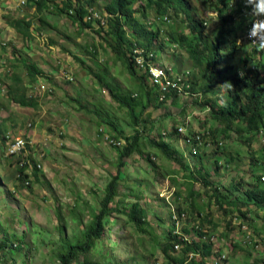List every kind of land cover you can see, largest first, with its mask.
I'll list each match as a JSON object with an SVG mask.
<instances>
[{
    "label": "rangeland",
    "instance_id": "374dc122",
    "mask_svg": "<svg viewBox=\"0 0 264 264\" xmlns=\"http://www.w3.org/2000/svg\"><path fill=\"white\" fill-rule=\"evenodd\" d=\"M108 1L95 0L91 5L83 4L88 13L100 12L103 17L107 13L104 6ZM185 3L190 16L203 32L211 34L216 25L217 1L185 0ZM243 4L239 6L241 11L236 14L234 27L242 18L252 17L253 20L264 15H251V6L248 8ZM30 9L12 0H0V130L4 133L0 135V175H10V179L0 185V264H56V254L62 249L59 239L62 236L72 242L80 239L81 228L90 220V210L99 206L106 183L117 168L118 148L103 140L99 130L110 136L117 132L123 138L132 136L137 130L127 107L119 105L106 85L103 87L86 67L91 68L118 96L127 98L136 94V99H129V102L138 112L143 111V140L120 173L121 195L115 198L116 204L133 202L126 186H135L147 218L155 227L159 222H170V210L178 213V208H184L181 209L184 211H178L191 220L177 219L176 229L187 239L198 242L199 232H207L205 237L218 250L215 253L225 255L223 264H264V253L257 250L261 247L247 254L240 249L245 247L240 244L242 233L236 230L234 236L225 232L228 217L209 198L216 184L223 195L230 193L241 200L245 198V191L255 181L251 173L259 175L264 169L257 159L259 141L255 142L256 146L249 145L248 149L227 140L223 149L200 146L201 155H194L189 153L183 139L171 132V123L178 125L187 112H190L185 115L191 116L193 130L213 128L216 123L201 110L206 104L220 106L223 103L229 93L225 77L217 80L210 96L197 97L202 84L197 76L198 68L178 45L165 43L160 33L149 51L153 55L150 64L178 71L189 70L196 76L195 88L188 98L181 99L178 107L171 101L160 105L154 100L153 91L150 92V103L140 97L137 81L129 77L106 41L98 36L97 23L84 28L71 23L55 9L41 18L39 13ZM23 16L31 21L29 39L16 34L7 24L8 20ZM157 17L151 13L147 20L139 21L150 30L171 26L173 30L187 33L178 17L171 18L169 26L158 22ZM124 30L127 40L135 42L136 33L126 25ZM108 41L115 42L109 37ZM94 46L95 52L89 49ZM238 46L237 43L236 48ZM243 55L254 57L251 50L243 52L239 48L232 58L222 57L227 66L223 74L229 69L241 71L243 63L238 59ZM21 59L35 62L42 72L32 84H28L29 77L19 63ZM135 70L142 72L143 68L135 66ZM15 76L27 84V94L37 100V107L24 108L6 101V91ZM186 102L191 106L187 107L188 111H181L180 107ZM19 136L26 141L30 139L31 143L18 156H7L9 141ZM160 143L165 146L164 150L158 147ZM216 155L220 156L219 168L214 164ZM173 157H178L187 171ZM25 162L28 163L25 181L29 185L21 186L16 177L19 167ZM32 163L40 164L37 176L33 173ZM187 172L195 176L193 181L185 179ZM167 187L174 191L172 195L165 190ZM193 190L195 193L190 198ZM165 196L168 199H164ZM189 198L193 204H189ZM259 208L252 209L251 219L238 217L263 245L264 208ZM109 218L110 223L95 249L74 264H134V254L138 264H167L159 250L150 256L147 241L140 245L138 235L125 217L112 214ZM1 242L5 243L4 247ZM193 260L198 262L197 257Z\"/></svg>",
    "mask_w": 264,
    "mask_h": 264
},
{
    "label": "trees",
    "instance_id": "16d2710c",
    "mask_svg": "<svg viewBox=\"0 0 264 264\" xmlns=\"http://www.w3.org/2000/svg\"><path fill=\"white\" fill-rule=\"evenodd\" d=\"M12 1L18 2L22 7L27 6L33 11H36L40 14V18L49 10L55 9L59 14L67 17L71 23L77 24L80 27L86 28L97 23L99 26V30L96 31L98 36L106 41L108 47L120 62V65L127 71L129 77L137 81V91L140 92V97H144L145 100L151 103L150 92L153 91V98L160 105L171 101L178 107L181 99L188 98L191 91L195 88L194 78L196 76L189 70L178 71L172 67H165L168 68L167 74L170 80L179 77L184 82L185 86L181 93H178L177 89L171 86L166 91H163L159 82L155 83L147 80L148 83H145L146 79H149L150 76L147 68L150 62H153V55L149 51L152 49L154 40L162 33L165 43H169L170 46L178 45L194 62L195 67L198 68L199 73L197 72V76L202 84L199 88V94H196L197 97L205 98L210 96L215 87V83L223 76L225 77L224 81L229 84L228 96L220 106L217 104H206L202 107L201 111L207 113L206 116L209 114L216 123L213 128L193 130L191 122L188 124L187 133L189 136L192 133L204 130H208L210 134L206 142L195 146V151H192L193 146L187 143L184 138L183 143L188 147L189 153L201 155L199 154L201 151L200 146L208 147L211 145L215 149H223V147H226L224 143L227 140H233L238 145H245L248 149L249 145L254 144L256 146L255 142L257 143L259 141L260 147L258 149L259 155L257 159L260 161L258 163L264 166V145L261 143V137L259 135V132L262 131V137L264 138V40L254 46L243 39L245 29L252 20V17L247 19L242 18L238 25L235 24L234 27L236 14L241 11L239 6L241 3H245L244 0H216V25L209 35H206L202 27L190 16L185 0H109L105 3L104 9L107 13L103 17L100 12L88 13L87 7L85 8L83 4V2H86L91 5L95 0ZM134 5L136 6L135 8ZM250 6L247 5L246 7L250 8ZM151 13L158 16V22L161 24H168L166 26L171 24L173 18L178 17L183 22V25H185L187 33L173 30L171 26L165 27L164 29L155 27L150 30V27L148 28L147 25L142 24L139 20H147V17ZM135 14L136 18H134ZM7 24L16 34L25 39H29L31 27L29 18L26 16L14 18L8 20ZM124 25L136 33L135 42L132 43L127 40ZM104 34L105 36H103ZM108 37L113 38L115 42L113 44L110 43ZM237 43L241 51L251 50L254 57L249 58L243 55V58L238 59L239 62L242 61L243 63V69L241 71L229 69L227 73L223 74L227 66L224 65L222 57L229 56V58H232V54L238 49L236 48ZM89 49L95 52L96 47H90ZM136 49L140 51L139 55L143 59V66L146 67L144 72H137L135 70V66H137L134 58ZM19 63L26 70V75L29 77L28 84H32L37 76L42 74L35 62H28L21 59ZM86 69L89 74L99 79V83L103 87L106 85L109 93L119 102V105L121 104L127 107L131 120L137 127V130L132 136L125 138L117 132L116 134L114 133L115 136H110L101 129L99 130L103 140H107L114 147L118 148L117 168L106 183L104 195L99 202V206L96 209L90 210V220L86 226L81 228L80 239H77L76 242H72L63 236L59 239L62 249L56 254V264H74L80 257L84 256L86 258L95 249L97 241L104 235L106 226L110 223L109 216L112 214L125 217L138 235L140 245H143L147 241L150 248V256H154L155 250H159L167 264H223L226 257L223 254L218 256L215 253L218 250L213 243L209 242V238L205 237L207 236V232H199L198 242H192L176 229L177 219L191 220V217H186L185 213L178 211H184L181 210L184 208H178V213L173 211L174 214L169 209L170 222H159L155 227L147 218L145 208L142 207L141 199L138 197L135 186H126V188L130 189L129 196L132 197L133 202L126 205L122 202L116 204L115 198L121 195L119 191V187L122 185L120 173H122L127 165V159L139 150L141 141L143 140L142 133L145 130V124L142 120L143 111L138 112L129 102V99H136V94L127 98L126 96L120 97L108 84H104L102 79L91 68L86 67ZM161 80L165 82V77H162ZM147 84L150 88L147 87ZM26 85L17 76L13 77L6 91V101L24 108L37 107V100L33 96L27 95ZM70 99L76 100L74 98ZM189 106L191 105H187L186 102L184 106L180 107L182 108L181 111L187 110ZM81 108L84 109L83 106ZM1 109L2 107L0 105ZM185 114L184 116H186ZM193 116L194 112L192 118ZM178 124H183L182 118ZM171 128L172 132L176 134L174 123H171ZM0 135H4L2 130H0ZM158 147L162 150L165 149V146L163 144L161 145V143L158 144ZM9 156L15 157L18 155ZM166 157L172 158L170 154H166ZM219 158L220 156L217 155L214 158V164L217 168H219ZM173 160L177 161L187 171V167L178 157H173ZM26 166L28 167L27 162H25V165L24 163L21 164L16 177V180L19 181L21 186L29 185V182L27 180L25 181L27 178V173L25 172L27 169ZM32 168L34 175L37 176L39 168H37L35 163H32ZM262 172L264 173V169ZM262 172L259 175L251 173V178L255 179L254 185L247 188L245 191L246 196L242 200L237 195L233 196L230 193L223 195L218 189V184L214 188L212 187V192L209 195V198L217 203L223 215L228 217L225 232L234 236L236 235V230L242 233L240 244L245 247L239 245L241 246L240 249H244L247 254H251L258 247H261V250H257L264 253V244L261 245L262 242L250 233L249 229L238 217L240 215L247 219L250 217L251 219V212L254 207H260L259 210L264 208V180H262L264 175ZM9 177L10 175H0V185L9 180ZM184 177L189 181L195 179V176L191 173L188 174V172L187 176L184 174ZM173 182L175 183V179H173ZM170 189V187H167L165 190L169 191L170 195H172L174 191ZM194 193V190L190 192V198H192ZM198 194L200 196V192ZM190 198L189 204H193ZM164 199L168 198L165 196ZM198 230H200L199 225ZM1 246L4 247L5 243L1 242ZM194 257H197L198 262H194ZM136 259L137 255L134 254L132 256V262L134 264H138L139 260ZM106 264H109V262Z\"/></svg>",
    "mask_w": 264,
    "mask_h": 264
},
{
    "label": "built area",
    "instance_id": "2783aa9c",
    "mask_svg": "<svg viewBox=\"0 0 264 264\" xmlns=\"http://www.w3.org/2000/svg\"><path fill=\"white\" fill-rule=\"evenodd\" d=\"M249 33H253V35L250 36ZM243 38L245 39L246 42L254 46L259 41H261L264 38V19L262 18L254 19L253 22L249 25L248 29L245 31ZM135 53L136 55L134 58H135V62L137 66L140 68H143V70L145 71L146 67L143 66L144 65L143 59L139 55L140 51L136 49ZM167 69L168 68L162 67L154 63L150 64L148 67V71L150 73L149 74L150 80L155 83L159 82L161 84L163 91H166L168 87L171 86V87H175L178 93H181L185 86L184 82L179 77H176L173 80H170L168 78ZM162 77H165V82L161 80ZM188 119L189 118H186L183 125L177 126L176 130L178 133L184 135L185 141L187 143H192V146H193L192 151H195L196 150L195 146L201 145L202 143L206 142L210 134L208 130H204L201 132L192 133L189 136L186 130L188 126ZM259 135L261 137V143L264 145V138L262 137L263 135L262 131L259 132ZM25 148H26V141L21 136H19L18 138H15L9 141L6 155L7 156L19 155L24 151ZM36 166L37 168H39L40 164L37 163ZM262 180H264V176L262 177Z\"/></svg>",
    "mask_w": 264,
    "mask_h": 264
},
{
    "label": "clouds",
    "instance_id": "9594fccd",
    "mask_svg": "<svg viewBox=\"0 0 264 264\" xmlns=\"http://www.w3.org/2000/svg\"><path fill=\"white\" fill-rule=\"evenodd\" d=\"M244 2H245V4L246 5H251V15H262V14H264V0H244ZM256 18H262V19H264V15H262V16H256V17H254L253 18V20L254 19H256ZM253 20H251L250 22H249V24L247 25V27H246V29H245V31L248 29V27H249V25L253 22ZM244 34H245V32H244ZM249 35L251 36V35H253V33H249ZM244 39V38H243ZM245 40V39H244ZM264 40V38L261 40V41H263ZM261 41H259L257 44H259ZM250 44V43H249ZM256 44V45H257ZM251 45V44H250ZM152 64V63H151ZM155 64V63H154ZM146 70V69H145ZM147 70H148V68H147ZM143 72H144V70H143ZM38 77V76H37ZM39 78V77H38ZM149 80H150V78H149ZM0 83H1V81H0ZM28 95V94H27ZM29 96V95H28ZM31 96V95H30ZM209 109V108H208ZM186 118H189L188 119V124L191 122V116H189V115H186V116H183L182 117V120H183V124H184V121L186 120ZM182 124V125H183ZM180 124H178V125H176L175 126V135H178V136H180L183 140H184V135L183 134H180V133H178L177 132V126H179ZM186 130H187V128H186ZM171 132H172V129H171ZM163 133V135H165L166 134V132L164 131V132H162ZM22 137V136H21ZM29 137V136H28ZM23 138V137H22ZM30 138V137H29ZM24 139V138H23ZM25 140V139H24ZM26 141V140H25ZM31 143V140L29 139V141H26V146L28 145V144H30Z\"/></svg>",
    "mask_w": 264,
    "mask_h": 264
},
{
    "label": "crops",
    "instance_id": "0c3cea01",
    "mask_svg": "<svg viewBox=\"0 0 264 264\" xmlns=\"http://www.w3.org/2000/svg\"><path fill=\"white\" fill-rule=\"evenodd\" d=\"M28 136L30 137V134H28Z\"/></svg>",
    "mask_w": 264,
    "mask_h": 264
},
{
    "label": "bare ground",
    "instance_id": "6f19581e",
    "mask_svg": "<svg viewBox=\"0 0 264 264\" xmlns=\"http://www.w3.org/2000/svg\"><path fill=\"white\" fill-rule=\"evenodd\" d=\"M190 145H192V143H190Z\"/></svg>",
    "mask_w": 264,
    "mask_h": 264
}]
</instances>
